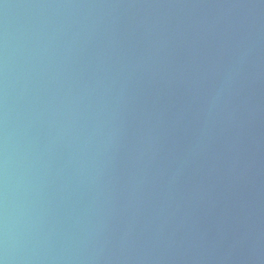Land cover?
<instances>
[{"label": "water", "instance_id": "1", "mask_svg": "<svg viewBox=\"0 0 264 264\" xmlns=\"http://www.w3.org/2000/svg\"><path fill=\"white\" fill-rule=\"evenodd\" d=\"M2 264H264V0H0Z\"/></svg>", "mask_w": 264, "mask_h": 264}, {"label": "clouds", "instance_id": "2", "mask_svg": "<svg viewBox=\"0 0 264 264\" xmlns=\"http://www.w3.org/2000/svg\"><path fill=\"white\" fill-rule=\"evenodd\" d=\"M0 264H2V262H0Z\"/></svg>", "mask_w": 264, "mask_h": 264}]
</instances>
